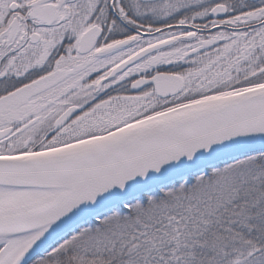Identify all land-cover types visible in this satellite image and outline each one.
Listing matches in <instances>:
<instances>
[{"label":"snow or ice","instance_id":"1","mask_svg":"<svg viewBox=\"0 0 264 264\" xmlns=\"http://www.w3.org/2000/svg\"><path fill=\"white\" fill-rule=\"evenodd\" d=\"M0 264H264V0H0Z\"/></svg>","mask_w":264,"mask_h":264}]
</instances>
